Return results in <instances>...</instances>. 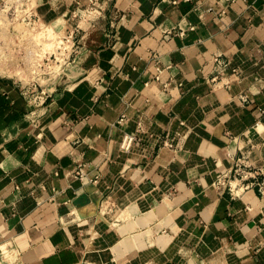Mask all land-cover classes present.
Here are the masks:
<instances>
[{
	"label": "crops",
	"instance_id": "1",
	"mask_svg": "<svg viewBox=\"0 0 264 264\" xmlns=\"http://www.w3.org/2000/svg\"><path fill=\"white\" fill-rule=\"evenodd\" d=\"M34 2L78 48L0 78V264H264V0Z\"/></svg>",
	"mask_w": 264,
	"mask_h": 264
},
{
	"label": "rangeland",
	"instance_id": "2",
	"mask_svg": "<svg viewBox=\"0 0 264 264\" xmlns=\"http://www.w3.org/2000/svg\"><path fill=\"white\" fill-rule=\"evenodd\" d=\"M34 0H0V78L33 88L71 62L66 32L34 16Z\"/></svg>",
	"mask_w": 264,
	"mask_h": 264
},
{
	"label": "built area",
	"instance_id": "3",
	"mask_svg": "<svg viewBox=\"0 0 264 264\" xmlns=\"http://www.w3.org/2000/svg\"><path fill=\"white\" fill-rule=\"evenodd\" d=\"M99 0H91V8L93 9L94 5L98 2ZM74 35V34H73ZM72 36V35H71ZM72 38V37H71ZM70 40V39H69ZM67 40V42L69 41ZM75 48H78L77 46H75ZM132 140L131 139H126L125 140V144L123 145V147L125 148H128L130 142ZM128 142V144H127ZM127 144V145H126ZM236 174V175H235ZM235 174H234V180L233 181H237V182H242L244 179H248L249 178V175L250 177L252 178H258L260 176H263L264 175V170H261L259 173L255 172V173H246L243 169L241 168H238L237 170H235ZM239 177V178H238ZM232 178L230 177V175H226L224 178H222L221 180H219L215 186L216 188L220 189H226L227 187L230 188V190H233L235 192V194H237L238 191L240 190H247L249 188L248 185H245L242 184L240 186V188H236L235 186H233V181L231 182Z\"/></svg>",
	"mask_w": 264,
	"mask_h": 264
}]
</instances>
